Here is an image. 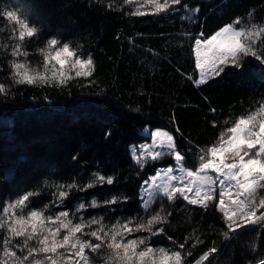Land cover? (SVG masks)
Masks as SVG:
<instances>
[{
	"label": "trees",
	"instance_id": "1",
	"mask_svg": "<svg viewBox=\"0 0 264 264\" xmlns=\"http://www.w3.org/2000/svg\"><path fill=\"white\" fill-rule=\"evenodd\" d=\"M182 2L198 6V14L192 19L156 14L146 0H0V14L16 10L40 29L38 37L23 42L21 50L28 55L12 57L11 49L20 43L18 30L13 35L0 28V82L8 86V93L0 94V207L35 190L30 207L48 205L50 213L57 212L55 193L65 190L60 185H83L99 172L114 176V183L83 192L73 189L63 208L74 223L80 216H96L106 226L132 219L135 227L163 208L167 223L155 226H162L163 233L133 232L127 238L150 236L149 246L180 251L183 264H196L212 247L218 251L204 264H254L264 256V226L245 225L225 237L228 230L215 205L204 209L182 198L159 197L142 208L143 182L157 166L170 164L168 156L149 159L143 168L135 163L130 147L148 138L145 129H167L178 150L205 153L222 135L226 139V130L241 117L255 115L257 123L264 119V73L257 71L253 58H246L240 69L227 67L207 84L193 83L199 78L195 39L238 20L237 27L264 21V0ZM137 9L146 14L131 15ZM0 24L7 28L10 22L0 16ZM49 38L68 42L78 55L90 54L93 75L75 78L72 71L73 79L65 85L16 84L10 62L43 71L39 50L47 48ZM106 132L111 133L107 138ZM186 161L185 167L194 170L196 157L189 153ZM113 194L126 202L104 206ZM93 196L101 207L76 212L79 202L87 204ZM4 235L0 230V241ZM90 255L104 264L103 250Z\"/></svg>",
	"mask_w": 264,
	"mask_h": 264
},
{
	"label": "snow or ice",
	"instance_id": "2",
	"mask_svg": "<svg viewBox=\"0 0 264 264\" xmlns=\"http://www.w3.org/2000/svg\"><path fill=\"white\" fill-rule=\"evenodd\" d=\"M131 2L132 0H123L125 4ZM146 3L153 6L156 14L174 16L179 13L181 19L185 16L192 19L200 10L198 6L191 7L182 0H146ZM145 14L139 9L131 13L135 16ZM0 16L10 22L7 28L4 24H0V28L10 30L13 35L18 30L20 43L11 49V56H27L28 53L21 50L23 42L26 38L30 40L38 37L40 29L35 24L30 26L29 18L16 10L4 11ZM240 23L239 20L236 21V24ZM236 24H228L210 37H203L201 33L202 38L195 39V67L199 70V78L193 81L196 86L207 84L210 79L220 76L227 67H244L246 58L249 57L257 62V71L264 73V21L245 27H237ZM46 44V49L39 50L43 55V71L30 68L26 62L21 63L15 59L10 62L11 78L16 84L65 85L73 79L69 74L72 71L75 78L93 75L94 61L90 54L86 57L78 55L68 42L62 43L58 38H49ZM49 72L51 75H48ZM7 93L8 86L0 82V94ZM260 112L264 113V106L260 108ZM226 131L230 134L227 139L222 135L220 142L209 147L206 153H192L191 148L182 152L177 149L174 136L160 130L152 133V144L139 146L140 155L136 154V146H131L132 157L140 168L149 159L155 162L165 156L171 157L175 165L158 169L155 176L143 182L149 187L145 188L147 196L141 197L142 208L148 209L157 196L168 201L182 198L189 205L204 209L215 205L228 230L224 232L225 237L230 233L237 234V230L245 225L264 226V211H261L264 209V195L261 194V190H264V119L257 123L255 115L241 117ZM110 135V132L105 133L106 138ZM157 138H160L159 143ZM189 153L196 157L195 170L185 167ZM177 170L179 175L174 174ZM161 173L164 175L161 176ZM92 176L83 185L71 182L59 186L65 190L55 193L53 203L56 208L61 209L57 212L50 213L48 205L41 208L30 207L31 198L37 195L35 190L21 192L14 202L0 207V230L6 233L0 241V264H99L90 253L99 254L102 250L105 253L102 257L104 264H183L180 251L164 247L153 248L148 244L150 236L164 231L162 226L155 227L167 223L168 213L161 215L163 208L145 222H137L135 227L130 226L132 219L106 226L103 217L96 216L87 220L80 216L79 222L74 223L69 210L63 208L72 190L83 192L97 186L103 187L104 184L112 185L115 179L114 176L106 177L99 172ZM126 200V197L113 194L103 201V205H115ZM88 207L97 208L101 204L93 196L87 204L79 202L76 212ZM93 225L96 227L93 228ZM141 231L150 236L127 239L133 232ZM17 238H20L19 241ZM180 247L183 248V245ZM17 251L23 255H17ZM217 251V248L212 247L196 264H204ZM249 264L253 262L249 261ZM255 264H264V256L259 257Z\"/></svg>",
	"mask_w": 264,
	"mask_h": 264
},
{
	"label": "rangeland",
	"instance_id": "3",
	"mask_svg": "<svg viewBox=\"0 0 264 264\" xmlns=\"http://www.w3.org/2000/svg\"><path fill=\"white\" fill-rule=\"evenodd\" d=\"M227 26V25H226ZM225 27V26H224ZM53 63H54V61H53ZM34 65H36V64H34ZM33 65V66H34ZM35 67V66H34ZM56 67H59V65H57ZM49 68H51V65H49ZM36 69V68H35ZM226 69V68H225ZM37 70L38 71H42L41 69H39V68H37ZM50 74H51V72H49ZM70 75L72 74V72H70L69 73ZM156 130H160V131H162V132H164V131H166V132H169V133H171L169 130H167V129H164V128H154L153 130H147V129H145L144 130V133H145V135L146 136H148V138L147 139H145L144 141H140L139 143H137V144H132L131 146H136V154L137 155H140L141 154V148L139 147V146H142V145H148V144H152V140H153V137H152V133H154ZM172 134V133H171ZM230 135V134H229ZM228 135V136H229ZM227 136V137H228ZM159 139L160 138H157V143H159ZM227 139V138H226ZM131 148V147H130ZM131 152V151H130ZM207 151H205V153H206ZM132 155V154H131ZM169 157V156H168ZM163 159H166V156L163 158ZM161 160V159H160ZM170 164H165L164 166H157L156 168H155V170H154V172H152L150 175H149V177L146 179V180H150V178L151 177H153V176H155L156 175V172H157V170L158 169H163V168H167L168 166H173V167H175V165H174V162H173V160H172V158L170 157V162H169ZM174 174H176V175H179L180 173H179V171L177 170ZM211 175H213V176H215L216 174L215 173H210ZM164 174L163 173H161V176H163ZM160 181L158 180L157 181V183H159ZM175 183V182H174ZM146 187H149L148 185H142L141 186V192H140V199H141V197H142V195L144 196V197H146L147 196V193L145 192V188ZM218 191H219V180H217V194H218ZM191 195V194H190ZM160 196H157L156 197V199H158ZM155 199V200H156ZM154 200V201H155ZM153 201V202H154ZM152 202V203H153ZM151 203V204H152ZM142 204V203H141ZM127 239H129V238H127ZM134 239V238H133Z\"/></svg>",
	"mask_w": 264,
	"mask_h": 264
},
{
	"label": "bare ground",
	"instance_id": "4",
	"mask_svg": "<svg viewBox=\"0 0 264 264\" xmlns=\"http://www.w3.org/2000/svg\"><path fill=\"white\" fill-rule=\"evenodd\" d=\"M195 170V169H194ZM143 185V184H142Z\"/></svg>",
	"mask_w": 264,
	"mask_h": 264
},
{
	"label": "water",
	"instance_id": "5",
	"mask_svg": "<svg viewBox=\"0 0 264 264\" xmlns=\"http://www.w3.org/2000/svg\"><path fill=\"white\" fill-rule=\"evenodd\" d=\"M255 264V263H254Z\"/></svg>",
	"mask_w": 264,
	"mask_h": 264
}]
</instances>
